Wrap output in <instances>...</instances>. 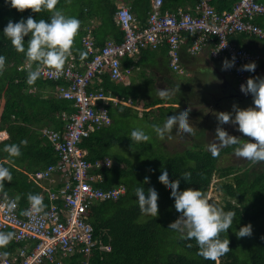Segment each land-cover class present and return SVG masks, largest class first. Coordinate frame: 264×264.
Segmentation results:
<instances>
[{
  "label": "trees",
  "instance_id": "16d2710c",
  "mask_svg": "<svg viewBox=\"0 0 264 264\" xmlns=\"http://www.w3.org/2000/svg\"><path fill=\"white\" fill-rule=\"evenodd\" d=\"M127 1L130 3L134 16L141 21L140 26L146 27L153 1ZM193 1L195 0H165L162 11H178L180 8L186 10L187 7L184 6L190 3L192 6L188 10L199 15L198 7L202 0H196L195 5ZM207 1L214 10L223 12L224 9L232 10L237 0ZM114 2V0H89L86 2L87 5L80 9L81 14L86 10L101 20L99 28L95 29V38L100 47L109 42L107 37L110 35H114L119 41L125 36L114 18L117 9ZM67 4L65 0H58L56 8L66 10ZM29 15L37 20L48 19L51 12L48 10L33 12L30 8L21 12L5 4L4 0H0V55L6 57L5 71L0 75V164L6 165L13 175L11 182L5 180L0 184V198H16L21 213L31 204L29 195L42 192V188L30 180L25 170L37 171L57 159L50 141L42 137L41 128L49 125L55 129H63L66 113L72 111L74 104L73 100L59 97L57 94L59 86L66 84L60 79H58L59 83L55 78L40 77L34 84L27 83L29 70L20 67L28 58L25 53L18 52L11 41L4 37L3 29L9 20L19 21L22 17L27 18ZM82 28L83 21L75 37L72 51L76 60L90 58L93 54L83 43L87 28ZM183 33L188 39V43L184 45L187 50L195 36L189 32ZM183 33L180 36L181 40ZM27 39L28 37H25V40ZM180 45H183L181 41ZM148 46H141L138 53L125 57L123 67L126 68L131 79L128 85L111 82L107 77L103 84L105 90L109 89L119 99L132 100L133 105L143 104L145 108L143 117L139 115V110L135 107L121 103L113 105L114 102L107 104L101 102L110 109L113 122L110 126L85 137L81 143L88 150L87 158L91 161L106 156L116 160L111 167H103L99 170L104 175V181L100 183L101 188L110 189L119 183L127 186L126 192L118 199L97 202L90 208V222L101 240V247L94 252L92 264H241L243 258L238 254L240 241L229 237L226 233H221V239L230 241L229 251L216 260H205L198 254L195 240L181 239L177 232L168 228V225L177 219L180 213L176 211L174 198L170 195L172 189L159 178V171L163 165L167 166L173 180L181 179V189L197 187L207 194L210 201H216L225 210L236 211L237 220L247 221L264 214V168L262 166H255L256 164L248 166L249 163L244 164L246 169L240 164L224 166L221 159L225 157V154L234 152V147L223 148L219 156L213 157L209 150L210 145L200 142H195L194 145L183 150L170 151L161 140L158 151L150 152L147 149L150 139L149 142L135 144L137 150L144 149L142 153L137 152V162L129 156L122 154L116 156L111 153L114 146L130 147L132 141L129 135L134 128L138 127L130 124L133 119H143L151 123L149 120L151 113L163 111L160 116L153 119V121L162 122L168 114L178 110L172 104L174 98L171 95L162 98L157 94L159 90L156 89L155 79L160 75L157 76L149 69L150 59L146 58L147 56L157 58V50L162 48L164 55L168 57L164 66L170 68V44L165 39L158 47ZM182 51L183 46H181ZM82 53L87 55L82 56ZM188 54L190 59L192 54ZM80 57L81 59H78ZM159 63V60L154 62V64ZM35 66H37L36 63ZM47 67L52 66L47 65ZM151 88L156 93L150 96L148 90ZM21 141L27 143L21 144L22 154L19 157H12L3 151L5 144H20ZM184 172L191 173L190 181L181 177ZM146 173L150 174V180H144ZM215 175L219 179L217 183L219 190L227 194V197L223 196L222 200L209 195ZM230 176L233 178L229 179ZM142 183L145 188L155 183L159 189L158 216L150 214L144 216L145 213L139 208L135 189L141 187ZM236 198L239 200L234 201ZM48 203V199L43 197V204L47 206ZM9 231L14 232L13 230L6 232ZM24 244L25 242H17L14 238L8 245L0 246V250L7 258L12 259L16 250ZM249 250L245 260L248 264H264V236H257L251 242ZM64 264H75V261L67 259Z\"/></svg>",
  "mask_w": 264,
  "mask_h": 264
},
{
  "label": "built area",
  "instance_id": "2783aa9c",
  "mask_svg": "<svg viewBox=\"0 0 264 264\" xmlns=\"http://www.w3.org/2000/svg\"><path fill=\"white\" fill-rule=\"evenodd\" d=\"M163 2L153 0L148 24L144 28L130 7L125 4L119 6L115 16L125 32L120 42L110 40L98 47L87 35L85 45L93 52V57L91 60L83 59L80 64L87 66L85 74L73 58L65 61L62 69L47 65L40 67L44 79H73L69 89H62V95L73 100L78 110L66 113L63 131L51 127L43 129V135L52 142L57 159L31 177L39 184L51 180L52 186L46 187L51 207L37 212L30 204L21 213L16 198H0V231L13 230L15 240L25 242L12 259L0 250V264H64L67 259L75 261V264H92L94 252L101 247L89 219L90 205L96 199H118L127 187L121 183L110 189L101 188L99 184L104 175L99 170L110 167L112 160L106 157L91 161L87 158L88 151L81 145L85 137L112 122L109 109L98 106L103 95L88 89L98 74L110 70L113 78H121L125 72L123 59L127 55H134L141 46L158 47L165 39L170 44L171 66L183 72L180 36L189 32L195 36L189 48L191 53L199 54L210 48L215 58L225 56L231 60L235 56V66L229 71L235 76L239 89L247 82L250 76L242 66L260 59V54L231 38L234 34L245 33L264 39V28L255 22L256 16L264 15V2L238 0L231 11L219 12L207 0H202L198 7L199 15L184 8L163 12ZM31 65L27 61L24 68Z\"/></svg>",
  "mask_w": 264,
  "mask_h": 264
},
{
  "label": "clouds",
  "instance_id": "9594fccd",
  "mask_svg": "<svg viewBox=\"0 0 264 264\" xmlns=\"http://www.w3.org/2000/svg\"><path fill=\"white\" fill-rule=\"evenodd\" d=\"M261 1L264 2L263 0ZM4 2L5 4H8L21 12L29 8L32 9L33 12H41L42 10H48L49 12H51V16L48 19L37 20L33 16L29 15L27 18L22 17L19 21L9 20V22L3 29L4 37L11 41V44L15 47L18 52L25 53L26 57L28 58L21 64V66H23V69L29 70L27 76L28 84H34L36 80L41 77L40 67L42 65L52 66L55 69H62L65 64V61H69L72 58L74 61L78 62V68L80 69V71H82V74L86 73L87 66H81L80 64L82 63L83 59L91 60L93 54L92 56H90V58L84 57L80 61L76 60L72 54L75 37L77 36L78 31L80 29L81 21L77 17L66 15L61 9L56 8L58 0H4ZM123 4L125 3H120L117 5L116 12L119 9V6ZM127 6L130 7L129 5ZM234 6L232 7V9L234 8ZM115 14L114 18L117 21ZM263 16L264 15L256 16L255 22L259 26L264 28V26L258 21V18ZM237 34H244L264 41V39L254 35L251 36L245 33ZM85 35H90L92 40L97 45V40L95 38L93 28L88 27ZM25 37H28V39L25 40ZM25 41H27V46H25ZM97 46L100 47L99 45ZM212 46L213 45H211V48ZM204 51H207L209 55L212 56L210 48H205L202 52ZM187 52L192 54V56H197L200 54H193L189 51V49H187ZM257 53L260 54L259 52ZM86 55L87 53H82V56ZM222 57L215 58L212 56V58L217 60ZM261 58L262 56L260 54V59L246 63L242 66V70L248 71L250 77L248 78L245 84L241 85V89L237 87L236 78L233 75L235 79L233 97H237L239 99L241 98V100L253 99V105L248 107H240L239 104H234L233 109L231 111H219L215 113L218 120V126L215 131L216 141H214L209 148L213 157L219 156L220 149L235 146V154L239 157L251 160L249 164L252 161H264V77H252L250 73V71L255 72V69L257 67L256 62L260 61ZM235 59V56H233L231 60L225 58L222 64V68L224 70H229L230 68L234 67ZM124 60L125 58L123 59V63ZM27 61L32 64L30 68H24ZM35 63L37 66H35ZM180 63L181 67L183 68V63L185 62L182 58V54ZM5 64L6 57L4 55H0V75H2L5 71ZM123 70L125 72H123V76L121 78H113L110 70H106L102 74L97 73L98 75L94 79V83L91 84L88 89L91 92L101 93L103 95V97L98 100V106L103 105L101 102H104L106 104L114 102L113 105L121 103L123 105H128L136 108L137 105H133L132 100H121L118 97L114 96L112 91H107L104 89L103 84L106 77L111 82L120 84L126 83V85H128L130 81L126 82V80L128 79L129 74L124 69V67ZM175 72L179 73L176 70ZM62 79H64V82H66V84L59 86L57 94L62 98H66L62 95V89H69L70 83H73V79L67 77H64ZM180 84L181 83L175 85L174 87L165 86L161 88L157 94L162 98L169 96L174 91H176L177 88H180ZM115 99H118L119 101H115ZM103 106L107 107L105 105ZM141 108L145 110L142 104ZM190 111L191 108L188 106L180 108L178 111L168 114L162 122H156L152 124L151 127L154 129L155 133L158 134L160 137H166L167 135H170L174 128L178 133H182L185 135L192 134L194 129L191 126L189 119ZM229 123L237 127L238 131L243 133L244 136L248 137V139H242V136L234 135L233 132L228 131L225 127H223V125ZM65 124L63 129L56 130L63 131L65 129ZM44 128L45 126L41 128L42 135ZM51 128L55 129L54 127ZM42 137L45 139L47 138L44 135ZM129 137L132 141L130 145L132 151L137 150L135 144L149 142L151 139L150 135L146 133L143 128L140 127L134 128L131 131ZM26 143V141H21L20 144H5L3 147V151L7 152L12 157H19L22 154L21 144ZM50 143L52 144L51 141ZM106 157L112 160L113 165L114 158L109 156ZM259 165L260 163L255 166ZM39 170H25V172L29 175L30 180H32L35 185H38L42 188L41 194H30L28 197L33 208L37 212L41 211L44 207L46 209H49L51 207V200L48 191L46 190V187L52 186L51 180L47 179L44 180L42 184H39L31 177V175L36 174ZM181 177H183V179L186 181H190L191 173L184 172L181 174ZM159 178L165 181L172 189L170 195L174 198V206L176 211L180 213L178 218L168 225V228L177 232L181 239L195 240L198 246V254L202 256L205 260H216L219 256L227 253L229 251L230 241L221 239V233L228 232V230L232 228L233 222L237 216L236 211L225 210V208L218 204L216 201H210L207 194L197 187H188L185 189H181V179L176 178L175 180H173L171 178V174L167 166L163 165L161 167V170L159 171ZM12 179L13 175L11 170L6 165L0 164V184H2V182L5 180L11 182ZM150 179V174L146 173L144 180L147 181ZM55 183H58V181H56ZM135 195L138 197L136 200L138 201L139 208L143 213L154 216L159 215V189L155 185V183L149 184L147 188H145L142 183L141 187H137L135 189ZM43 197L47 198L49 201L47 206L43 204ZM215 199L222 200L223 197L221 199ZM101 201H105V199L94 200L91 203L90 208L93 204ZM90 208L88 211L89 214ZM235 232L237 237L251 236L253 233V225L251 224V222H249L246 225H242ZM15 237V232H0V246L8 245Z\"/></svg>",
  "mask_w": 264,
  "mask_h": 264
},
{
  "label": "rangeland",
  "instance_id": "374dc122",
  "mask_svg": "<svg viewBox=\"0 0 264 264\" xmlns=\"http://www.w3.org/2000/svg\"><path fill=\"white\" fill-rule=\"evenodd\" d=\"M89 0H65V2H67L68 4L65 6L66 10H62L66 15L69 16H74L77 17L80 21H83V28L82 29H86L89 26H91V19H93V15H91L90 13H88L85 10V13L81 14L80 13V9L87 5L86 2H88ZM126 4V3H125ZM91 5H89L90 7ZM189 8L191 6H188ZM91 18V19H90ZM150 72V70H149ZM160 76L162 74H159ZM179 76V75H178ZM154 77V76H153ZM184 77H180V79H183ZM186 83H189L190 85H192L195 88H199L201 86V82L198 81V79L192 78V79H186L185 81ZM208 87H211L212 84L207 83ZM156 89L157 88V85ZM165 86H172L168 81L165 80V83L162 81L161 84V88L165 87ZM148 92L151 95H154L156 93V91H152V88L148 90ZM231 91L229 88H224V94H229ZM234 92V89H233ZM175 93V94H174ZM199 94H201V92L199 91ZM222 94V95H224ZM171 96L174 98V96H177V93L174 91ZM210 96H208L207 94L203 97L200 96L195 99L197 102L200 104V107L204 106V101L210 99ZM194 100V99H193ZM234 104H239L240 107H248L253 105V99H245V100H241L237 97H227L225 98L219 106V109H215L214 111H212V113H210L209 115V119H215L216 117V123L218 125V120H217V116L215 113L219 112V111H231L233 109V105ZM143 105V104H142ZM191 108V106H188ZM200 107L199 105L197 107L191 108L190 114H189V119H190V123L191 126L193 127L194 131L192 134H182V133H178L176 131V129L174 128L172 133L170 135H167L166 137H160L158 134L155 133L154 129L151 127L152 124L158 122V121H153V119L158 116H160L163 111L158 112V113H151L149 120L151 121V123L145 122V120H137V119H133V122H131L130 124H135L136 126L145 129L146 133H148L151 137V141L149 142V144H147V149L148 151H158L159 149V142L161 140L164 141V144L166 145V147L170 150V151H175V150H183L188 146L194 145L195 142H200V143H205V142H212V141H216V137H215V131L211 126H208L207 124L210 122H205V123H196L199 118H200ZM136 108H138L139 110V115H141L143 117V112L144 109L141 108V104H138L136 106ZM180 109V108H179ZM178 109V110H179ZM78 107L75 106V104H73V109L72 111H77ZM177 110V111H178ZM153 121V122H152ZM148 123V124H147ZM199 126V129H197V127ZM223 127H225L228 131H231L234 133V135H238V136H242V139H248V137L244 136L243 133L239 132L237 127L233 126L232 124H225L223 125ZM163 138V139H161ZM231 147H235V146H231ZM143 148H139L136 151H132L130 147L124 146V145H120V146H114L111 149V153H113L114 155H126L131 157L135 162H137L136 160L138 159L137 157V152L142 153L143 152ZM234 154V155H232ZM251 160L245 159L243 157H239L235 154L234 152H231L230 154H225L223 163L225 164L224 166H228L231 164H247L249 163ZM114 162H116V160H114ZM256 162V161H253ZM259 166H262L264 168V161H260L254 164H259ZM248 165V164H247ZM252 164L248 165L251 166ZM245 167V166H243ZM233 177H229V179H232ZM219 182V179L217 178V176L215 175L213 178V183L212 186L210 188V193L209 195L212 198H222L224 196L227 197V194L224 193L223 191L219 190V186L217 185V183ZM219 200V199H218ZM239 198L234 199V201H238ZM146 216V214L144 215ZM143 216V217H144ZM249 222H251V224L253 225V233L251 236H245V237H237L236 232L237 229H239L242 225H246ZM226 235H228L229 237H232L234 239H237L240 241V245L238 248V254L243 258V261L241 262V264H248V262H246V258H247V254L249 253V249L251 247V242H253L257 236H264V214L261 217L255 218L254 220H237L235 219L233 222V226L232 228H230L228 230V232H225Z\"/></svg>",
  "mask_w": 264,
  "mask_h": 264
},
{
  "label": "crops",
  "instance_id": "0c3cea01",
  "mask_svg": "<svg viewBox=\"0 0 264 264\" xmlns=\"http://www.w3.org/2000/svg\"><path fill=\"white\" fill-rule=\"evenodd\" d=\"M114 4L116 5L120 3H126L130 5V3L127 0H114ZM232 1V0H231ZM264 1V0H263ZM197 1H193V5H195ZM187 7L186 10L190 9L188 6H192L190 3H186ZM195 10V8H194ZM222 11H227V9H224ZM91 19V18H90ZM258 21L260 24L264 26V16L259 17ZM101 20L99 17H93L91 19V28H93L94 33L96 27L99 28ZM184 36H182L181 42L183 43V51L181 52L182 58L185 63H183V72H175L172 66L170 68H166L164 65L167 63L168 57L164 55V51L161 49L157 50V58H153L150 56H147L146 58L150 59V67L149 69L153 71L157 76L159 74H162L160 77L155 79V83L158 86V90H160L162 81L165 83V80L168 81L173 87L179 83L180 88L176 89L177 96H174L173 100V106L176 107L177 109L183 108L185 106H191V108L197 107L200 104L196 103L197 101L195 100L200 96H205L206 94L210 96L208 100L204 101V106L200 107V118L196 123H205V122H210L207 125L211 126L214 131H216L217 128V121L216 117L215 119H209L210 113L214 111L215 109H219L220 103L227 97H233V89H234V82L235 79L233 77V74L229 72V70H224L222 68L223 61L225 60L226 57H222L217 59L212 58V56L209 55L207 51H204L200 53L197 56H192L190 59L189 54L187 53V50H185L184 45L188 43L187 36L185 33H183ZM125 35V34H124ZM86 35L84 34V37ZM108 40L110 41H116L120 42L122 40L117 41L116 37L114 35H110L107 37ZM115 38V39H114ZM232 39L239 43L242 46H245L247 48H250L251 50H254L255 52H259L262 56L261 60L256 62L257 67L255 69V72H251L252 77H264V41L256 39L254 37H250L244 34H235L232 36ZM84 43V41H83ZM156 60H159V64H154ZM174 71V72H173ZM178 74L179 76H175ZM180 77H184L183 79H180ZM198 79L199 82H201V86L197 89L190 85L189 83H186V79ZM61 81L64 82V79ZM131 81L130 77L128 76V79L126 82ZM207 83L212 84L211 87H208ZM126 85V83H124ZM224 88H229L230 93L229 94H224ZM199 91L201 92L202 95L199 94ZM175 94V93H174ZM224 94V95H222ZM194 99V100H193ZM241 99V98H240ZM167 104V103H164ZM49 127V125H46ZM45 126V127H46ZM199 129V126L197 127ZM214 141L212 142H205L207 145H211ZM225 147L224 149H226ZM221 150V149H220ZM116 186V185H115Z\"/></svg>",
  "mask_w": 264,
  "mask_h": 264
},
{
  "label": "bare ground",
  "instance_id": "6f19581e",
  "mask_svg": "<svg viewBox=\"0 0 264 264\" xmlns=\"http://www.w3.org/2000/svg\"><path fill=\"white\" fill-rule=\"evenodd\" d=\"M151 1V0H150ZM153 1V0H152ZM165 1V0H164ZM128 5V4H127ZM151 6H152V3H151ZM150 6V7H151ZM164 9V8H163ZM171 10V9H170ZM151 11V10H150ZM118 24V23H117ZM122 29V28H121ZM122 31H123V29H122ZM124 37V36H123ZM115 39V38H114ZM111 40V39H110ZM118 40V39H117ZM84 41V40H83ZM119 41V40H118ZM146 46V45H145ZM160 47V46H159ZM141 48V47H140ZM143 48V47H142ZM147 48V47H146ZM151 48V47H150ZM152 48H154V47H152ZM148 49H149V46H148ZM157 50V49H156ZM142 52V51H141ZM73 53V52H72ZM138 53V52H137ZM140 53V52H139ZM129 57V56H128ZM133 57V59H134V56H132ZM77 58V57H76ZM88 58V57H87ZM78 59H81V57L80 58H78ZM130 59H132V58H130ZM132 59V60H133ZM82 60V59H81ZM129 60V59H128ZM135 60V59H134ZM80 61V60H79ZM129 66V65H128ZM126 69V68H125ZM26 70V69H25ZM147 75V74H146ZM58 80V79H57ZM59 81V83H60V80H58ZM125 88V87H124ZM106 89V88H105ZM109 90V89H108ZM112 90V89H111ZM114 90V89H113ZM116 93V92H115ZM52 94V93H51ZM60 97V96H59ZM113 103V102H112Z\"/></svg>",
  "mask_w": 264,
  "mask_h": 264
},
{
  "label": "flooded vegetation",
  "instance_id": "af4514ba",
  "mask_svg": "<svg viewBox=\"0 0 264 264\" xmlns=\"http://www.w3.org/2000/svg\"><path fill=\"white\" fill-rule=\"evenodd\" d=\"M232 155H234V154H232ZM223 160H224V157L221 159V163H222V164H224V163H223ZM256 162H257V161H256ZM256 162H253V161H252L250 164L254 165V163H256ZM224 165H225V164H224ZM244 169H246V167H244Z\"/></svg>",
  "mask_w": 264,
  "mask_h": 264
}]
</instances>
